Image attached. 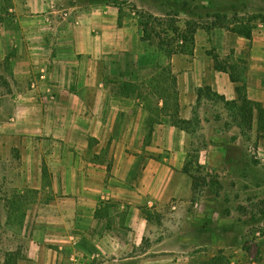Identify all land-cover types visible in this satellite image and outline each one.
Returning a JSON list of instances; mask_svg holds the SVG:
<instances>
[{"label": "crops", "instance_id": "obj_1", "mask_svg": "<svg viewBox=\"0 0 264 264\" xmlns=\"http://www.w3.org/2000/svg\"><path fill=\"white\" fill-rule=\"evenodd\" d=\"M102 3L0 0V68L12 87L0 97L20 98L14 130L31 140L37 166L24 178L46 180L51 198L35 207L26 256L34 264H179L175 236L172 250L164 248L168 239L154 252L134 249L151 235L143 209H174L194 194L185 132L163 118L150 135L147 105L119 94L121 84L146 83L131 74L144 52L142 33ZM169 60L185 117L203 86L235 101L245 85L247 98L264 106V23L250 40L226 27L197 29L193 53ZM230 66L243 70V82H233Z\"/></svg>", "mask_w": 264, "mask_h": 264}, {"label": "rangeland", "instance_id": "obj_2", "mask_svg": "<svg viewBox=\"0 0 264 264\" xmlns=\"http://www.w3.org/2000/svg\"><path fill=\"white\" fill-rule=\"evenodd\" d=\"M102 1V7L118 8L120 19L133 18L142 36L141 19L145 21L153 15L157 19L151 27L157 33L169 32L163 36L177 50L184 43L182 39L175 40L173 27L190 33L193 28L213 27L253 30L257 23H264V0ZM152 35L151 43H143V55L131 72L136 82L146 80L144 90L140 89V100L148 106L151 122L153 118L158 122L168 118L171 124L170 115L178 103L179 118L189 121L183 130L187 146L184 169L205 178L206 184L200 180L193 196L175 200L174 209L150 210L151 235L144 237L134 253L141 249L154 252L155 245L165 239L168 241L164 248L172 250L175 236L181 242V250L175 254L179 264H264V132H259L256 120L250 129L243 115L238 114V107L217 97L196 102L185 117L177 82L174 86L171 76L161 74V69L169 67L167 55L172 49H159V39ZM139 67L143 68L141 73L136 72ZM230 68L234 77L243 82V70ZM7 73L0 68L1 96L12 91ZM174 78L177 80L176 74ZM147 88L150 93L145 92ZM15 97L18 95L0 97V264H7L8 254L27 255L35 207L51 199L45 193L46 180L40 184L24 178L29 170H34V175L37 166H33L28 149L31 140L14 130L17 118L13 110L20 99ZM36 185L39 189H35Z\"/></svg>", "mask_w": 264, "mask_h": 264}, {"label": "trees", "instance_id": "obj_3", "mask_svg": "<svg viewBox=\"0 0 264 264\" xmlns=\"http://www.w3.org/2000/svg\"><path fill=\"white\" fill-rule=\"evenodd\" d=\"M147 20H142L140 22V26L142 28V32H143V36H142V42L143 43H151L153 40V35L154 34L158 39V48L160 49L162 46L166 47V48H170L172 50H170V52H168L167 55V59L171 58V56L174 53H178V52H184V53H189L192 54L193 53V49L195 46V32L197 31L196 28H193L192 31L185 32V33H181L180 29L173 27L174 29H171L175 40L179 39L178 41H180L181 39L183 40V43L181 46H179V49H175L173 48V44L171 43H167L168 41L164 38L163 35L168 36L169 32H159L157 33L152 27H151V22L153 20H156L157 18L154 17L153 15H149L147 17ZM190 27V24H187ZM186 25V26H187ZM218 24H214V26H217ZM234 33L243 36L247 39H251L252 38V30H243L242 28H237V29H233L232 30ZM166 41V42H165ZM214 60H215V67L216 69L219 70H225L226 68H223L219 62H218V58L216 56H214ZM161 74L163 76L165 75H169L171 76L172 80H173V85H176V78H174V75L172 74V70L171 67L169 66L168 68H165L162 70ZM231 78L233 80V82H238V79L236 77H234V75L231 72ZM162 76V77H163ZM162 80H164V77L162 78ZM119 94L124 95V96H138L140 99L143 95V93L140 91V89L144 90L143 86H139V85H133V84H121L119 85ZM148 89V88H147ZM175 93V91L173 92ZM237 94H238V98L235 101L229 102L226 101V99L223 96H219L218 94L214 93L212 91V89L209 86H203L201 88H199L197 90V103L200 104L204 99H208V98H214L217 97L219 98L221 101L226 102L227 105H235L238 110V114L243 115L245 121L248 123L249 128L252 129L253 125L255 123V120L257 121V126H258V130L259 132H264V107L262 106V104L260 103H255L250 101L247 96H246V92H245V85L241 86L240 85L237 87ZM243 94L245 97H243ZM174 101L176 102L177 99H174ZM238 102H241L240 106L238 105ZM176 108H173L174 110H176L175 112H172V114L170 115V119L172 121L173 126L181 129V130H185L186 129V124L189 123V121L183 120L181 118H179V105L178 103H175ZM148 107V106H147ZM175 107V106H174ZM158 122L157 118H153L152 122H151V130H150V135L152 134L153 131V126ZM184 172L186 174H188L192 181H193V191H196L199 187V185L202 183L206 184V179L205 178H198L195 174H193L188 168L184 169ZM143 214L146 216V218L150 221L152 219L151 214L148 210L143 209ZM99 215V212H97V216ZM19 261H25L27 264H34L30 259H28L26 256H14L11 254H8L7 256V264H19Z\"/></svg>", "mask_w": 264, "mask_h": 264}, {"label": "built area", "instance_id": "obj_4", "mask_svg": "<svg viewBox=\"0 0 264 264\" xmlns=\"http://www.w3.org/2000/svg\"><path fill=\"white\" fill-rule=\"evenodd\" d=\"M73 261H75V259H73Z\"/></svg>", "mask_w": 264, "mask_h": 264}]
</instances>
